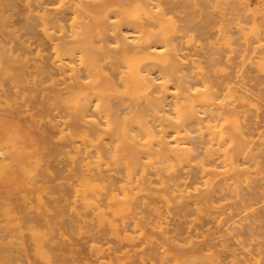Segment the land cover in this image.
I'll return each mask as SVG.
<instances>
[{"label":"bare ground","instance_id":"1","mask_svg":"<svg viewBox=\"0 0 264 264\" xmlns=\"http://www.w3.org/2000/svg\"><path fill=\"white\" fill-rule=\"evenodd\" d=\"M237 24L236 0H0V57L60 60L78 136L103 164L105 247L79 257L62 245L44 264H220L227 248L230 264H264L247 210L254 194L264 216V146L221 123L220 61L238 57Z\"/></svg>","mask_w":264,"mask_h":264},{"label":"rangeland","instance_id":"2","mask_svg":"<svg viewBox=\"0 0 264 264\" xmlns=\"http://www.w3.org/2000/svg\"><path fill=\"white\" fill-rule=\"evenodd\" d=\"M236 11L238 57L220 61L221 123L224 132L233 139H245L261 147L264 146V0H236ZM244 34L251 47L247 57L240 56ZM61 74L57 57H0V252L14 264H44L49 259L48 252L58 249L59 253L62 245L64 250L76 251L79 257L89 256L92 248L105 247L103 181L96 180L94 173L96 168L103 169V164L92 153L95 147L78 136L76 114L68 108L74 109L73 102L65 96L66 93L71 98L70 78ZM65 85H69V93ZM59 93L66 98L57 97ZM60 97L68 102L61 99L60 102ZM47 105L53 109L47 110ZM90 119L96 117L86 120ZM84 124L89 132V122ZM256 198L254 194L248 195V221L251 231L255 229L253 237L264 245L261 225L264 216H259L256 210ZM214 210H207L202 219V223L209 222L203 226L211 231L216 225L211 220V214H217L211 212ZM229 255L228 248L220 251V264H230Z\"/></svg>","mask_w":264,"mask_h":264}]
</instances>
